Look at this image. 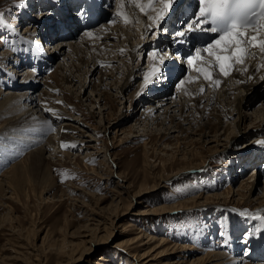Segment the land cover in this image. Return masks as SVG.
<instances>
[{
	"label": "rangeland",
	"instance_id": "rangeland-1",
	"mask_svg": "<svg viewBox=\"0 0 264 264\" xmlns=\"http://www.w3.org/2000/svg\"><path fill=\"white\" fill-rule=\"evenodd\" d=\"M43 1H46V5L49 2ZM105 1L107 6L104 13L111 17L102 16V21L90 27V30L100 28L102 24H122L114 12L118 0ZM178 2L176 0L175 4L179 5ZM45 4L42 5L40 0H0V91L3 93L19 91L12 88L10 72L17 70L15 80L18 84L24 72L33 71V67L28 68L30 64L25 63L27 61H21L26 60L27 55L20 58L25 55V49H29L26 45L33 46L31 41L24 43L23 38L30 29L28 22L40 21L44 17L49 20L47 17L52 15L50 13L54 9L48 13ZM26 11L32 19H24ZM173 17H169L168 21L172 23ZM153 31L147 32L144 43L150 41L152 45L158 39L153 38ZM262 31H259L261 35ZM164 34H160V38L171 42L167 39L170 36L165 35V38ZM81 35L82 32H79L73 39H67L68 35L61 40L53 39L45 48L54 53L60 43L77 42ZM35 39V45L40 43V35ZM109 41L117 44L118 38ZM66 49H63V54L69 56L68 61L72 55H68ZM104 50L105 55L110 54L109 49ZM149 50L146 47L142 52L141 62L137 58L130 62L123 53L119 54L118 60L113 61L114 79L108 78L104 83L100 81L103 63L98 62L97 67L93 66L94 54L89 50L85 51L89 63L85 68L80 67L81 77L71 84L58 82L64 73L54 71L61 63L63 54L51 60V65L46 68H51L50 72L40 74L34 70L36 74L39 73L35 78L40 82L33 91L39 103V106L33 107L35 115L54 117L57 109L63 110L60 118L50 123L44 134H39L44 139L50 136L56 139L40 163L33 152L39 145L23 141L25 135L17 134L15 128L7 129L5 124L10 114H0V131L3 130L0 133V146L3 145L0 158L7 155V146L25 142L19 151L9 153L7 160L0 164V264H171L174 256L179 264H188L206 253L237 257V264L264 263V260L247 257L258 245L257 236L261 237L256 235L253 238L252 235L264 230V221L256 218L257 215H264V212L257 214L251 223L247 217L252 215L251 212L264 208V154L258 152L264 151V145L259 149L248 147L253 141H264V124L260 122L262 116L259 118L256 113L264 108V67L263 76L255 88L246 91V101H253L257 95L259 98L254 99L252 106L243 108L246 120L240 123V127L237 126L234 109H222L216 102L211 104L207 112L208 120L216 114L222 118L223 128L217 132L220 141L209 142L213 140L212 137L206 139L204 134L213 133L209 132L211 128L208 129V126L212 125H207V122H211L207 119L199 120L198 117L200 126L191 119L192 126L183 124L181 133L169 132L174 128L168 124L161 127L145 122V125L142 114L147 113L149 106L159 103L160 96L154 97V94L146 92L142 96L143 102L134 105L132 96L140 79L133 81L123 95L119 93V87L127 77V64L139 66L141 71L149 68ZM160 50L161 55L166 51ZM6 54L10 55L9 59H4ZM46 54L48 56L49 51ZM165 54L167 59L168 54ZM15 59L22 63L13 68L12 60ZM170 61L178 63L173 55ZM181 67L183 69L175 79L165 72L158 75L153 84L160 86L157 95L168 92L171 96L175 95L176 100L185 97L184 93L177 92V86L194 71L186 65ZM95 68L93 75L87 74L83 81L85 84L90 80L93 84L86 91H80L77 87L82 74ZM105 72L111 74L107 69ZM51 73L54 74L52 77ZM199 79L204 80L203 77ZM44 80L58 88L47 89L43 85ZM209 82L207 80L206 83ZM219 82L217 87L207 84L202 95L218 96L223 84L222 80ZM91 89L98 90L90 94L93 92ZM43 92L53 98L44 97ZM226 111L232 112V117L226 116ZM212 121L215 122L214 119ZM193 126L194 129L190 130ZM11 132L14 137L21 138L9 142L4 134L12 135ZM242 149L252 150L243 155L236 153ZM252 154L254 157H249ZM174 172L178 174L166 179ZM253 178L257 180L255 191H249L250 185L240 189L241 184L252 183ZM142 183H148L149 191L133 198ZM229 188L232 189L231 193L223 194ZM130 203L132 205L128 208ZM143 210L145 212L141 214ZM121 212L125 214L116 219L115 215ZM236 227L240 230H235ZM137 231L142 234L141 239L128 243L127 240L134 238ZM227 231L232 237L234 233L236 243L241 242L239 244L242 245L235 244V249L232 246L234 250L231 251L223 248L218 239L225 236ZM161 237L170 246H186L185 250L177 255L165 254L146 263L147 258L142 260L140 254L146 251L152 253L150 249ZM228 241H231L230 238ZM250 242L254 248L246 246ZM61 249L66 251L61 253ZM156 249L153 255L159 250L164 251L165 247Z\"/></svg>",
	"mask_w": 264,
	"mask_h": 264
},
{
	"label": "bare ground",
	"instance_id": "bare-ground-1",
	"mask_svg": "<svg viewBox=\"0 0 264 264\" xmlns=\"http://www.w3.org/2000/svg\"><path fill=\"white\" fill-rule=\"evenodd\" d=\"M48 1L49 2L46 5L45 4L46 1L40 0L42 5L45 4L47 6L48 13H50L49 10L54 9V12H56L58 10L55 7L56 3H58V5H62V3H64L63 0H53L55 2H50L52 0H48ZM88 1L91 3L92 7H96L98 9H100V17H102V16L103 17L109 16V18L111 17L109 14L105 15V13H104V12H106L105 7L107 6V2L105 0H88ZM186 1H189V0H186ZM175 2H176V0H175ZM58 5H57V7H58ZM174 5H175V7H172V11H171L170 15L163 22V27L165 29H167V27L172 25V23L168 21L169 17L174 16L173 18H177V15L179 12V9H178L179 7L176 9L178 4H174ZM115 7H116L115 8L116 10L114 11L115 15L117 12L125 13L130 20L129 23H125L124 19L121 16L117 15V16H119V20L122 23L121 25L111 24V25H113V26H111L110 24H102V26L100 28H97V29L94 28L91 30L89 29L88 31L84 32L79 38L77 37L78 38L77 42L69 41V42H65V43L64 42L60 43L61 44L60 47L57 45L59 48L55 49L54 53L50 52V49H48V51L50 53L48 56L46 54V52H48V51L43 49L45 55H44V57H40L37 59L36 65H38L39 67H38V69H35L36 72L38 71L41 74V72H43L44 69H46L47 67L50 66V64L48 62H51V60L56 55H62L64 53L63 49L67 47V49H68L67 53H68V55H72L71 58L67 61L69 56H66L63 54L64 56H62L61 63L55 67L54 71L57 72L59 70L60 73H64V75H61L60 80L58 82L62 81V83H64V84L65 83L71 84L73 80H77L78 77H81V73H82L81 68H85L86 65L89 63L88 62L89 58L86 54V52L89 50V52H92L94 54V57L92 60V61H94L93 66L97 67L99 65L97 63L102 62L105 70L107 69V70L111 71V74H106L104 68H101V71H100L101 80L100 81L104 83L108 78L114 79L115 75H112L115 72V67L113 65V61L118 60L117 57H119L118 56L119 54L123 53L122 55L127 56L128 60L130 62L134 61L136 58L140 61V60H143L142 52L145 51L146 47H149L150 52L148 53V59H147V65L149 66V68H147V70L141 71V67H139V66L135 67L130 63L127 64L126 65L127 66V70H126L127 71V73H126L127 77L124 79L123 83L119 87V89H120L119 93L123 95V92L126 89H128V87H130V85L132 84L133 81L140 79V82H138V84L136 86L135 95L132 96V103L134 105H136L137 103L143 102L142 96L146 92H148L150 94H154V97L160 96L158 98L159 103H156L154 105L149 106L147 108V113L142 114V115H144V118L146 120V121L145 120L143 121L145 125H146L145 122H151V124H157V126H161V127H164L168 124V126L174 128V130L169 131V132H177L178 131L181 133V131L184 130L183 124H187L188 126L191 127L192 126L191 119H193L194 122H196L198 120V117H199V120L201 118L202 120L207 119V121H211V122H207V125H212L211 127L208 126V129L211 128V130L209 132H211L213 134L209 135V134L205 133L204 137H206V139L208 137L209 138L212 137L213 140H210V141L208 140L209 142L220 141V139L217 136V132L223 128V122L221 121L222 118L218 117L216 114H213L212 116H213V119L215 120V122H214V121H212L213 119L208 120V115H207V112H208L209 108L211 107V104H215V102H216V105H220V107L222 106V109L226 110L227 108H231V109L235 110V114L237 115L236 116L237 117V126L240 127V123H242L244 121V119L246 118V115H244L242 113V111L244 110L243 108L246 109V106H252V104L255 102L254 99L259 98V96L257 95L256 98H253V101H246L247 96H248V93L246 91L253 90L255 88L257 82L263 76L262 69L264 66H262V65H264V53H261L259 47H252L249 45L248 46L249 54L246 57L244 63L243 64H235L233 66V69L231 70L230 74L227 76L223 75L219 71L218 67H211L210 68V70L213 73L214 80H218V81L222 80V82H223L222 87H221V92L218 93V96H216V97H213V96L212 97H208V96L204 97L202 95L203 92H201L202 87L205 88L207 84L209 86V84L214 85V83H213V81L206 83L207 80L204 78V74L202 71H200V69L210 67L209 62H211L212 65L215 64L214 57L209 56L207 52H204L203 48L201 51V56L203 57V59L194 61V63L192 65H189L187 62L184 63L186 66H189L191 68V70L194 71V73H192L191 75L188 74L183 79V83L179 82V84L177 86V89H178L177 92H179L180 94L184 93L185 97H183V98L180 97L179 100H176V99H174L175 95L171 96V94L168 92L164 93L163 95H157L159 93L158 88H160V86L156 87L153 85L155 83V79H157V77H158L153 72L154 67L157 68L159 71H161L162 74H164V72H165L166 74L168 73L171 76L175 75V67L173 69H171L172 68L171 67L172 62L170 61L173 53L169 52L167 59H166V54H165V52H167V51L162 53V55L159 52L158 55H160V56H157L156 59L153 58L154 50H160V46H163L164 43H171V42L167 41L164 38H160V35H159L158 39L152 43V45L150 44V41L144 43V40H143L147 36V32L150 30L149 26H152L150 32L152 30H154L153 34H152L153 38L157 37L156 35H154V33L159 31V29L156 28L155 23H154L153 19H151V18L155 17L157 14L156 11H154L152 9L153 8L159 9L160 4L154 3L153 5L150 6L148 4V0H123V2H122V0H118ZM141 8H143L144 11H141ZM41 21H42L41 25H43V21L47 22L49 20H45V19L40 20V21L31 20L30 22H28L30 29L26 33L27 34L26 37L23 38V40H25L24 43H26V44L29 43L30 41L32 42V44H33L32 51H33V54L35 56H37L39 54L37 52V50H38L37 45L41 44V42H40L37 45H35V41H34L35 37H38L41 34L40 33ZM71 22L73 25H77V23L75 21H71ZM182 30H184V29L182 28V29H179L178 31H182ZM87 33H92V35L89 36V35H87ZM164 33L165 32H163L161 34H164ZM252 35H259L260 39H264V32L261 35L260 32L257 33L256 31L249 29L248 36L251 37ZM73 36H75V34L68 35L67 39H73ZM40 37H41V35H40ZM186 37H190V34ZM117 38H118L117 44H111V41H109L111 39L115 40ZM152 39H151V41H152ZM179 44L180 43L177 40L175 42V45H179ZM110 45H112V46H110ZM151 48H153V49H151ZM104 49H107V50L109 49L110 54L105 55L106 53L104 52L105 51ZM121 50H123V52ZM9 57H10L9 54L4 55V59H9ZM86 58H87V60H86ZM120 58H121V56H120ZM160 59L164 60V64H163L162 68L160 67V64H159ZM30 61L31 60L28 59L27 62H25V63L31 64ZM12 63H14L13 64L14 66H12V67L15 68V67H18L19 64L22 62L15 59V60H12ZM81 64H82V66H81ZM64 67L65 68L68 67V68L64 70L63 69ZM73 68H74V71L72 73ZM95 70H96V68L92 69V71L88 70L86 73L82 74L83 78L79 81L80 84L77 87L80 89V91H82V90L86 91V89L90 87V84L91 83L93 84V81H90V80L85 81V84L83 83V81L85 80V76L87 74L90 73L91 75H93V72H95ZM16 71L17 70H15V72ZM15 72L14 73L10 72V78H12L11 85H12V88H15L14 89L15 91L16 90H19V91L18 92L7 91L6 93H3L2 91H0V98H2V101H0V109H2V110H0V114H5V115L10 114V116H9V118H7V121L5 124V127L7 129L15 128L17 134H24L25 135V137L22 138L23 141H26L28 143L34 142L33 144H35V146H36V144L39 145L36 149H34L33 152L35 153L36 161L38 163H40L41 161L44 160L45 154L48 152V150L51 147L50 145L55 144L56 141H54L55 137L53 138V136L52 137L50 136V137L44 139V136H42L43 137L42 138L41 136H39V134H44L45 131L47 130V128H49L50 123H53V122H55V120L60 118V116L63 114V110H61V108L57 109L58 113L55 112V114H54L55 118L52 115L51 116H37V115H35L36 112L33 110V107L39 106V103L37 101V97H35L33 95V91L35 90V87H37V85L40 83L35 78L36 76H38L39 73L36 74L35 71L27 70L26 72L23 73V75H22L23 78L17 84V81L15 80ZM116 72H118V69H116ZM200 73H201V76L199 75ZM51 74L52 75H50V76L52 77L54 74L53 73H51ZM199 76L201 78L203 77L204 80L201 81L199 79V81H198L197 79L200 78ZM171 78L173 79V77H171ZM43 85L49 90L50 89L56 90V88H58V86L55 88V86L48 83L46 80H44ZM99 85H102V84H99ZM92 89H93V87H92ZM92 89H91V92L92 91L93 92L90 94H93L94 92H97V90H98V89H94V90H92ZM43 93H44L43 94L44 97L50 98V99L53 98L52 95L45 93V92H43ZM75 93L76 92H74V94ZM230 94H233V95L231 97H229ZM75 95H77V94H75ZM95 95H97V93ZM228 99L231 101H226ZM149 100H151V99H149ZM207 101H209L208 104H207ZM204 103H206V104H204ZM260 104H262V102ZM34 109H37V108H34ZM38 111L41 112L40 109ZM188 111H189V114H187ZM231 113L232 112H230V111H226L225 115L227 114L226 116L232 117ZM256 113L258 114L257 116L259 118H261V116H262L260 122L264 124V118H263L264 117L263 116L264 115V108L258 109L256 111ZM41 114L43 115V112H41ZM158 120L160 122L156 123ZM197 123H199V121H197ZM200 124H201V122L199 123V126H200ZM213 127H215V128L213 129ZM193 129H194V126L192 127V129L190 128V130H193ZM0 133H3V130L0 131ZM4 135H5V138L7 140L9 139V142L14 140V139L16 141L17 138H21V137H14L15 135H13V133H12V135L10 133L9 134L5 133ZM33 135H36V136H33ZM168 136H170V134H168ZM236 136H237V134H236ZM23 145H25V142H23V143L18 142V143H15V145L7 146V149H6L7 153H5L7 155H4L0 158V164H2L5 160H7L9 153L12 154V153L19 151ZM263 145L264 144L261 143V141L257 140V141H253L252 145H250L248 147L259 149ZM1 146H2V148H1ZM1 146H0V148L3 150V145H1ZM224 150H226V147ZM251 150L252 149H245V150L242 149L236 153L243 155L245 152H250ZM34 164H35V162H34ZM177 174H178V172H174L170 176H168L166 179L173 177V176H176ZM166 179H162V180H166ZM255 179L256 178H253L252 183H248V184L244 183V185L241 184L239 186L240 189L242 190L243 188L250 185L249 191L250 192L255 191V189H256L255 182L257 181ZM153 183H155V181ZM147 185H148V183L143 184L141 186V188L139 190H137V192L135 194H133V198L138 197V196L140 197L143 193L149 191V189H147L148 188ZM231 191H232V189L229 188V189L225 190V192H223V194H225V195L229 194V193H231ZM238 191H240V190L238 189ZM263 191H264V188H263ZM238 195H241V193H238ZM131 205H132V203H130L128 205V208ZM144 212L145 211L143 210V212H141V214H144ZM263 212H264V208H262L260 210H256L255 212H251L250 214H252V215H247L250 223L252 221H254L255 216L257 214H261ZM123 214H125V212H121L119 215L116 214L115 215L116 219L118 217L122 216ZM134 229H136V227ZM229 233L230 232L227 231V236ZM141 237H142V234L140 233V231H137V234L135 235V237L128 239L127 242L128 243H134L135 241H138L139 239H141ZM150 239H151V237L148 240H150ZM227 240H229V237H227ZM160 246L165 247L164 251L159 250L156 254L154 253V255H153L152 254L153 251L155 252V250H158L156 248H160ZM185 247L186 246H183V245L182 246H176V245L170 246L169 242L166 239H164L163 237H161V238H159L158 243L153 246V249H150L152 253H147L148 251H146V252L140 254V256H141L142 260H143V258L144 259L147 258V260H145V262L147 263L150 261L157 260L158 257H161L165 254L177 255L178 252H183V250H185ZM260 247L264 248V243L261 244ZM60 251H61V253H64L66 250L61 249ZM168 251H169V253H168ZM256 253L257 252H255V253L253 252L252 255H250L251 258H253L254 260H258V261L261 259L263 261L264 257L259 256ZM175 257L176 256L173 257L171 264H179L178 260L177 259L175 260ZM237 260H238L237 257L236 258H232L230 256L227 257V255L225 256L223 253H218V254L217 253L216 254L215 253L214 254L213 253H206V254H203L202 256H199L193 260H190V262L188 264H237L238 263ZM246 264H253V263L248 262Z\"/></svg>",
	"mask_w": 264,
	"mask_h": 264
},
{
	"label": "snow or ice",
	"instance_id": "snow-or-ice-1",
	"mask_svg": "<svg viewBox=\"0 0 264 264\" xmlns=\"http://www.w3.org/2000/svg\"><path fill=\"white\" fill-rule=\"evenodd\" d=\"M123 2V0H122ZM154 3H159V9H152L156 11V16L152 17L156 28L159 31L154 35L159 37L167 29L163 27V22L168 18L175 4V0H148L151 6ZM197 9L194 10L188 20L184 21L181 27L182 31H177L175 36L178 42L183 44L182 39L192 34L193 40H198L197 33L214 34L209 41L205 42L203 51L207 52L209 56L214 57L215 64L209 62L210 67L201 68L204 78L213 81L214 86L219 85L218 80H214L211 67H218L219 71L227 76L230 74L235 64H243L248 56V46L259 47L261 53H264V39H260L259 35L248 36L249 29L259 33L264 30V0H197ZM141 11H144L141 8ZM85 13L81 11V15ZM116 15L121 16L125 23H129L128 16L123 12H117ZM150 30L152 26H149ZM91 36L92 33H87ZM123 52V50H121ZM161 50H154L153 58L159 54ZM194 55L192 52L187 54L186 62L192 65L194 61L201 60V47H194ZM160 67L162 68L164 60L160 59ZM264 66V65H262ZM155 75H162V72L154 67ZM183 83V81H181ZM204 88H201V92ZM58 103H62L58 101ZM48 111H53L49 109ZM264 143V141H261ZM257 219L264 221V215H257Z\"/></svg>",
	"mask_w": 264,
	"mask_h": 264
}]
</instances>
